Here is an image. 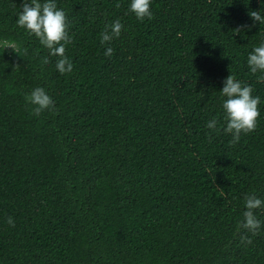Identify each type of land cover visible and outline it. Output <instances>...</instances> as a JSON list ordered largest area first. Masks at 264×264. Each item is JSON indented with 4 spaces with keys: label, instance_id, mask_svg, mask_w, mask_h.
<instances>
[{
    "label": "trees",
    "instance_id": "trees-1",
    "mask_svg": "<svg viewBox=\"0 0 264 264\" xmlns=\"http://www.w3.org/2000/svg\"><path fill=\"white\" fill-rule=\"evenodd\" d=\"M23 3L0 0V264H264V203L256 235L238 228L245 196L264 202V71L248 65L264 0H151L143 21L131 0H56L72 38L64 74L17 24ZM230 74L260 97L235 145ZM36 87L56 112L33 115Z\"/></svg>",
    "mask_w": 264,
    "mask_h": 264
},
{
    "label": "clouds",
    "instance_id": "clouds-1",
    "mask_svg": "<svg viewBox=\"0 0 264 264\" xmlns=\"http://www.w3.org/2000/svg\"><path fill=\"white\" fill-rule=\"evenodd\" d=\"M150 2L151 0H131L130 11L141 21L146 17L152 19L153 13L150 11ZM116 6L119 7L120 5L117 4ZM250 16L254 21L264 24V16H261L258 11H251ZM17 24L39 38L40 43L50 50L52 56L60 57L57 60L56 68L61 74L73 70V63L65 54L66 45L72 43V38L67 31V16L63 9L57 7L56 0H46L44 3H41V0H30V2L24 0ZM123 27L119 19L110 25H106L101 34V43H109L114 37H119ZM9 47L16 50L11 45L5 46V48ZM113 52L114 50L108 47L105 55L111 57ZM48 62L47 57H45L43 63L47 64ZM248 65L252 73H256L258 70L264 71V42H261L249 54ZM220 92L222 97H226L222 107L225 111L224 120L227 122V126L223 128V131L226 134H232L233 138L229 144L235 145L239 142L242 133L247 134L256 129L257 118L260 116L258 109L260 97H254L251 85L242 84L233 74L226 77ZM25 99L26 102L34 106L33 115L39 116L45 110L57 111L53 98L43 87L34 88L30 94H26ZM217 123L218 120L213 118L208 122L207 127L219 132L220 129L216 127ZM244 199L247 210L243 213L244 221L239 223L238 228L246 229L252 235H256L257 230L261 227V221L254 215L253 210L261 207L264 202L255 194L246 195ZM7 222L9 225L15 226L12 217H8ZM241 242L252 243L247 235H241Z\"/></svg>",
    "mask_w": 264,
    "mask_h": 264
}]
</instances>
